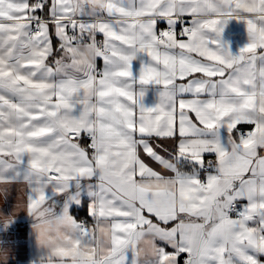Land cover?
<instances>
[{"label": "snow or ice", "instance_id": "6c2138e0", "mask_svg": "<svg viewBox=\"0 0 264 264\" xmlns=\"http://www.w3.org/2000/svg\"><path fill=\"white\" fill-rule=\"evenodd\" d=\"M16 183L40 264H264V0H0V184Z\"/></svg>", "mask_w": 264, "mask_h": 264}, {"label": "crops", "instance_id": "0c3cea01", "mask_svg": "<svg viewBox=\"0 0 264 264\" xmlns=\"http://www.w3.org/2000/svg\"><path fill=\"white\" fill-rule=\"evenodd\" d=\"M40 14L43 15V13ZM190 21L191 17L185 16L184 20L181 21V25H188ZM164 26V24L160 25V27ZM50 34L54 46L58 47L59 41L55 36L54 27L50 29ZM97 36L101 40L103 39L102 34H98ZM224 37L235 52L240 46H243L247 42L245 24L239 20H230L225 28ZM135 66L138 67V65ZM97 67H103L102 60H97ZM154 99V93L150 90L145 102L151 106ZM240 126H245L247 128V130L242 129L245 133L252 130L253 127L251 125ZM161 154H163L162 149ZM206 160H215V157L206 154ZM146 162H150V166L154 168L159 167L156 165L155 161H150V158ZM10 186V194L4 198H0V214L4 216L12 215L14 217L7 225L0 222V254H6L4 258H0V264H40L41 258L47 253V249L41 245L37 233L34 231L33 225L35 220L25 209L14 212L17 201L22 205L26 200L25 186L18 183L11 184ZM83 200L86 201L87 196H84ZM69 210L78 221H86L89 226H91V217L87 215V204L83 202L79 206L73 204ZM57 211H59V208ZM157 243L160 246H164L163 242L158 241ZM183 259L184 257L180 258V264H183ZM259 259L264 261V255H261Z\"/></svg>", "mask_w": 264, "mask_h": 264}, {"label": "clouds", "instance_id": "9594fccd", "mask_svg": "<svg viewBox=\"0 0 264 264\" xmlns=\"http://www.w3.org/2000/svg\"><path fill=\"white\" fill-rule=\"evenodd\" d=\"M88 2L96 7H104L107 3L108 0H88ZM11 191V186L8 184H0V198L6 197L8 194H10ZM21 209H24L23 206L17 201L14 212H18ZM14 217L12 215L9 216H4L3 214H0V222L4 224H8L11 222V220ZM36 222V221H35ZM34 231L37 233V236H39V233L36 229ZM39 240V239H38ZM6 254H0V258H4Z\"/></svg>", "mask_w": 264, "mask_h": 264}, {"label": "built area", "instance_id": "2783aa9c", "mask_svg": "<svg viewBox=\"0 0 264 264\" xmlns=\"http://www.w3.org/2000/svg\"><path fill=\"white\" fill-rule=\"evenodd\" d=\"M180 26L183 27V26H187V25L182 24V25H180ZM177 31H179V28L177 29ZM97 40L99 41V40H101V39L97 36Z\"/></svg>", "mask_w": 264, "mask_h": 264}, {"label": "trees", "instance_id": "16d2710c", "mask_svg": "<svg viewBox=\"0 0 264 264\" xmlns=\"http://www.w3.org/2000/svg\"><path fill=\"white\" fill-rule=\"evenodd\" d=\"M238 127H241L242 129L247 130V128L245 126H238ZM79 211H81V210H79Z\"/></svg>", "mask_w": 264, "mask_h": 264}]
</instances>
